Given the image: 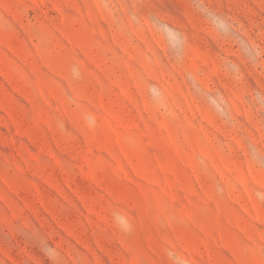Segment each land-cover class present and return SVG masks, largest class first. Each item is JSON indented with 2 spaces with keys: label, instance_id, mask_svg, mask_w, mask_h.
Wrapping results in <instances>:
<instances>
[{
  "label": "rangeland",
  "instance_id": "rangeland-1",
  "mask_svg": "<svg viewBox=\"0 0 264 264\" xmlns=\"http://www.w3.org/2000/svg\"><path fill=\"white\" fill-rule=\"evenodd\" d=\"M0 264H264V0H0Z\"/></svg>",
  "mask_w": 264,
  "mask_h": 264
}]
</instances>
